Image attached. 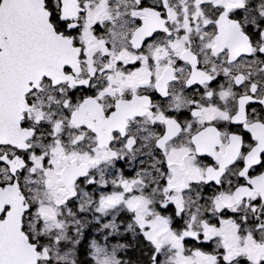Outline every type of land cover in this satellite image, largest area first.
I'll return each instance as SVG.
<instances>
[{
	"label": "snow or ice",
	"instance_id": "snow-or-ice-1",
	"mask_svg": "<svg viewBox=\"0 0 264 264\" xmlns=\"http://www.w3.org/2000/svg\"><path fill=\"white\" fill-rule=\"evenodd\" d=\"M0 264H264V0H0Z\"/></svg>",
	"mask_w": 264,
	"mask_h": 264
}]
</instances>
